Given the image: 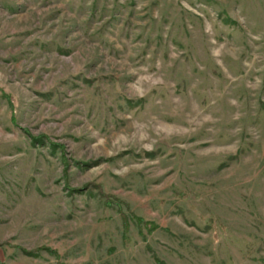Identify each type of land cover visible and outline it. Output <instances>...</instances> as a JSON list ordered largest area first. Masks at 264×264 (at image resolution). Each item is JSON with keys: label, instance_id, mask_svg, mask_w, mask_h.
<instances>
[{"label": "rangeland", "instance_id": "obj_1", "mask_svg": "<svg viewBox=\"0 0 264 264\" xmlns=\"http://www.w3.org/2000/svg\"><path fill=\"white\" fill-rule=\"evenodd\" d=\"M0 264H264V0H0Z\"/></svg>", "mask_w": 264, "mask_h": 264}]
</instances>
